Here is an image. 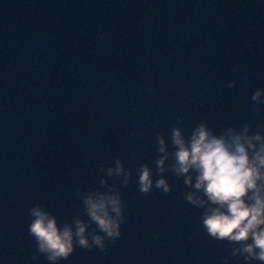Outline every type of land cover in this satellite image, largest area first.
Returning a JSON list of instances; mask_svg holds the SVG:
<instances>
[{
  "label": "water",
  "instance_id": "water-1",
  "mask_svg": "<svg viewBox=\"0 0 264 264\" xmlns=\"http://www.w3.org/2000/svg\"><path fill=\"white\" fill-rule=\"evenodd\" d=\"M260 88L264 0H0V264H50L30 208L87 220L90 192L121 194L122 236L59 264H246L240 243L207 232L209 205L186 200L195 189L172 170L171 131L264 136Z\"/></svg>",
  "mask_w": 264,
  "mask_h": 264
},
{
  "label": "clouds",
  "instance_id": "clouds-1",
  "mask_svg": "<svg viewBox=\"0 0 264 264\" xmlns=\"http://www.w3.org/2000/svg\"><path fill=\"white\" fill-rule=\"evenodd\" d=\"M227 86L235 87L236 81ZM262 93L264 88L255 90L251 100L260 103ZM254 111L259 112L260 108ZM247 133L248 125H245L243 133L229 128L217 135L205 123H200L186 137L180 128H173L171 167L177 176L186 177L185 185L195 189L186 194V200L197 207L209 205L203 214L207 232L218 240L240 243L239 251L246 264L253 260L264 264V136ZM254 141H260L258 150ZM158 143L159 152L165 155L156 163L163 172L169 154L163 136L158 137ZM116 164L117 174L122 173L120 161ZM193 172L195 184L190 174ZM124 183L127 185L128 180ZM137 184L143 194L152 189V173L147 165L141 166ZM156 187L165 193L170 191L164 179L158 180ZM82 203L88 219L77 216L70 223L62 224L40 204L30 208L32 219L28 233L36 242L37 251L50 264L68 260L76 247L106 251L107 241L114 243L121 238L125 211L120 193L90 192L83 196Z\"/></svg>",
  "mask_w": 264,
  "mask_h": 264
}]
</instances>
